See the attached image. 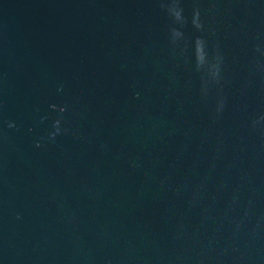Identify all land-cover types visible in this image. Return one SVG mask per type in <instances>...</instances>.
I'll use <instances>...</instances> for the list:
<instances>
[{
    "label": "water",
    "instance_id": "obj_1",
    "mask_svg": "<svg viewBox=\"0 0 264 264\" xmlns=\"http://www.w3.org/2000/svg\"><path fill=\"white\" fill-rule=\"evenodd\" d=\"M0 264H264V0H0Z\"/></svg>",
    "mask_w": 264,
    "mask_h": 264
},
{
    "label": "clouds",
    "instance_id": "obj_2",
    "mask_svg": "<svg viewBox=\"0 0 264 264\" xmlns=\"http://www.w3.org/2000/svg\"><path fill=\"white\" fill-rule=\"evenodd\" d=\"M181 11H182V10H181ZM196 17H197V19H196L195 23H196L197 27H202V25L200 24V22H199V20H198V17H199V11H197V13H196ZM176 19H177V20H180V19H183V17L180 15V13H177V14H176ZM202 43H204V40H203L202 38H197V48H198L199 45L202 44Z\"/></svg>",
    "mask_w": 264,
    "mask_h": 264
}]
</instances>
